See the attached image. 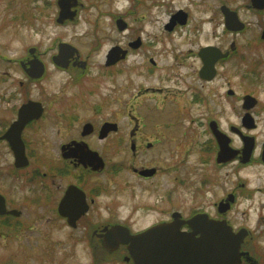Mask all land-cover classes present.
<instances>
[{"label":"flooded vegetation","instance_id":"flooded-vegetation-1","mask_svg":"<svg viewBox=\"0 0 264 264\" xmlns=\"http://www.w3.org/2000/svg\"><path fill=\"white\" fill-rule=\"evenodd\" d=\"M40 2L43 8L53 7V0ZM22 3L15 2L16 17L0 18L3 32L20 35ZM56 6L57 17L49 20L65 30L68 40L52 37L53 45L45 50L18 46L14 54L0 48V196L5 210L0 238L4 232L56 230L62 237L44 242L53 248L70 244L71 233L78 232L83 235L74 237L75 245L83 243L99 254L94 264H131L124 261L126 246L104 249L108 229L121 226L136 234L198 218L200 224H180V231L196 233L197 239L206 222L228 225L242 237L240 264H260L256 248L257 234L264 230V138L257 135L258 122H264V98L258 92L264 91V0H56ZM80 24L78 34L74 29ZM135 68L145 78L158 73L162 86L145 89L160 94L165 104L182 96V89L189 93L181 103L187 117L208 122L200 148L193 130H164L163 120L151 115L119 114L118 78L123 75L125 85L132 84ZM126 96L122 103L130 100ZM231 107L238 123L224 129L218 116L229 114ZM183 110L178 108L181 115H176L182 117ZM224 143L230 149L221 152ZM196 147L203 154L202 178L191 185L185 208L182 185L188 182L182 168ZM240 168H257L263 176L259 186L240 178L231 185V172ZM214 169L224 170L220 180ZM123 171L152 183L147 186L157 194L158 211L153 203L140 209L158 216L144 229H132L139 216L101 220V212L115 203H104L103 193L110 187L118 190L114 180ZM238 213L256 215L263 229L234 227L231 219ZM27 244L32 243L18 247Z\"/></svg>","mask_w":264,"mask_h":264},{"label":"rangeland","instance_id":"rangeland-1","mask_svg":"<svg viewBox=\"0 0 264 264\" xmlns=\"http://www.w3.org/2000/svg\"><path fill=\"white\" fill-rule=\"evenodd\" d=\"M18 0H0V18H14L16 17L15 2ZM12 4V5H10ZM4 6V9L2 7ZM7 6V7H6ZM9 6L13 7V9L8 8ZM88 14L93 11L86 10ZM58 13V9L56 6V0H53V7L43 8L41 6L40 0H23L22 3V28L19 31V36L14 35L10 29L8 32H3L0 29V48L6 49L10 51V54H14V50L21 46L22 49H26L27 47H38L41 50H45L46 48L53 45V41L56 38H61L59 40L67 39L65 30L61 28H57L53 26L52 22L49 20L51 18H56ZM84 14V13H82ZM81 17H84L82 15ZM44 23L45 25H42ZM54 23V22H53ZM52 24V25H49ZM56 24V23H54ZM83 25L76 26V32L80 34L82 32ZM10 33L13 34L10 36ZM75 33L69 32V34ZM53 37V38H52ZM52 38V40H51ZM16 39H19L17 41ZM59 40H56L57 43ZM112 41L113 39L110 38ZM108 40L103 46L102 55L105 50L111 44V41ZM103 57H101L102 60ZM99 58L97 59V61ZM2 64H0V67ZM96 72V69H93ZM132 84L125 85L127 83V79L121 75L118 78L119 85V99L121 100L124 96L125 92L124 88H127L128 97L130 100L125 104L119 100L118 108L119 114L127 113L128 111H132L133 113L151 115L155 120H163L160 122L163 125L164 130H173V131H195L197 135L198 145L197 147H201L202 142L206 140L208 137V122L205 121H197L192 122L187 117V114L184 112L181 103L184 102L185 98H189V93L186 90L182 89V96H178L174 103L166 102V104L161 100L162 96L160 94L152 95L149 91H146L147 87H161L162 83L160 78H156L157 74H154L150 78H145V74L142 71H139L137 68L134 70ZM161 76V75H160ZM221 93L222 91L219 90ZM260 96L264 98V91L259 90ZM154 97L158 99L152 98ZM132 98V99H131ZM179 108L180 112L183 110V115L178 114L176 110ZM107 110V108H106ZM105 110V111H106ZM175 116H171V114ZM216 117V116H215ZM220 126L224 129H227L228 125H235L238 123V118L236 116L235 111L232 109L230 113H224L218 116ZM121 120V118H120ZM165 120V122H164ZM258 131L261 133L257 135L261 136L260 139L264 138V122H258ZM165 124V126H164ZM263 131V132H262ZM190 133V132H188ZM196 147V148H197ZM194 149L191 153L187 154V158L185 164L183 165L182 172L183 174L186 172V179L188 184L182 185V201L187 202L185 208L189 207V198L191 196V185L193 186L196 180H201L202 170L200 158H202L201 149ZM232 166V165H231ZM125 171L117 176L114 180L118 184V190H115L113 187H110L108 190L104 191V196L102 197V201L108 202L109 200L115 201L112 206H108L110 210H103L101 212V220L105 221L107 219L112 218H125L129 215L133 217H138L137 224L132 227L133 230L136 229H144L145 226L149 225V223L156 219L155 215L148 216V214H143L140 209L144 204L153 203L156 205V210L160 209L157 200V194L153 192L152 187L147 186L150 182H141L136 180L134 177L129 176ZM216 180H220L219 176L223 174L224 170L218 172V169H214ZM228 172V171H227ZM226 175H224L225 177ZM236 178H240L242 180L246 179L249 183L250 187H257L262 182V175L259 174L257 168H240L238 172H231L229 176V183L231 181L234 183ZM104 179V178H103ZM152 184V183H150ZM221 184V183H220ZM127 185L128 188L125 187ZM107 186V185H106ZM217 193L215 199L218 198ZM258 194L255 195L257 198ZM246 204V201H243ZM108 204V203H107ZM105 205V204H103ZM118 205V207H117ZM150 205V204H149ZM243 208V205L240 206V209ZM110 214H108V213ZM114 215V216H111ZM185 214H187L185 212ZM259 219L256 215L250 214L249 216L238 215L236 217H232L231 222L234 227L245 226L251 230L254 227L258 228L259 232L263 229L262 225H257V221ZM25 233L15 234L10 232H4L2 234L3 237L0 238V264H94L93 257H99L97 252H93L90 250L88 246H84L83 243H78L75 245L74 237H80L83 234L78 232H72L70 244L64 245L63 242L60 245L55 244L53 248L48 247L44 242H52L54 240H59L62 237V234L57 232L56 230L44 233ZM264 230L261 233H258V243L256 248V255L258 256L260 264H264ZM1 232V231H0ZM2 233V232H1ZM61 235V236H60ZM61 241V240H60ZM21 242H28L32 244H27L29 246H25L26 248H19V244ZM47 246V248L45 247ZM95 255H92V254ZM114 256L113 258H116ZM104 264V263H102ZM111 264V263H110ZM118 264H123V262H119Z\"/></svg>","mask_w":264,"mask_h":264},{"label":"water","instance_id":"water-1","mask_svg":"<svg viewBox=\"0 0 264 264\" xmlns=\"http://www.w3.org/2000/svg\"><path fill=\"white\" fill-rule=\"evenodd\" d=\"M60 7V17L63 18L65 11L63 5ZM59 47H66V44ZM220 147L221 152L230 149L227 143ZM3 204L0 196V214L5 211ZM198 221V218L179 223L173 221L138 234H131L128 229L116 226L105 232L102 245L107 251L116 250L119 245L126 246L128 255L124 261L132 264H240V234H234L229 226L218 222H206L207 229L197 232L200 235L197 239L194 238L196 233L180 231V224L186 223L193 228L200 224Z\"/></svg>","mask_w":264,"mask_h":264}]
</instances>
